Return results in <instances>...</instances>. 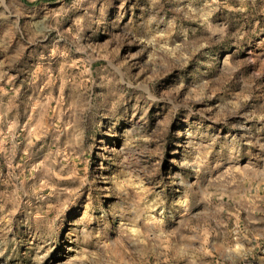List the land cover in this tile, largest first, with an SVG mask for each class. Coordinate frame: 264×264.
<instances>
[{"label":"rangeland","instance_id":"rangeland-1","mask_svg":"<svg viewBox=\"0 0 264 264\" xmlns=\"http://www.w3.org/2000/svg\"><path fill=\"white\" fill-rule=\"evenodd\" d=\"M0 264H264V0H0Z\"/></svg>","mask_w":264,"mask_h":264}]
</instances>
